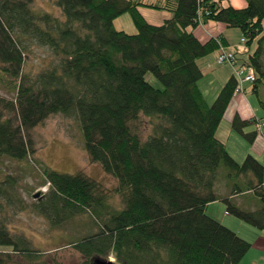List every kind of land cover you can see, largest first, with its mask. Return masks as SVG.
<instances>
[{"label": "trees", "instance_id": "trees-1", "mask_svg": "<svg viewBox=\"0 0 264 264\" xmlns=\"http://www.w3.org/2000/svg\"><path fill=\"white\" fill-rule=\"evenodd\" d=\"M32 1L0 0V73L11 78L14 90L12 99L0 97V156L25 158L34 126L50 114L75 115L88 159L116 179L122 202L102 214L106 197L96 180L44 170L50 191L38 211L52 223L67 212L101 218L98 232L74 244L88 264L109 252L120 264H243L251 243L209 216L206 206L221 201L226 214L264 231V157L248 153L237 162L216 137L237 80L231 74L207 103L197 86V60L216 52V39L223 42H202L192 29L208 22L238 29L248 47L243 65L254 70L257 94L258 84L264 85V0H245L242 8L221 0H49L62 18ZM139 6L171 16L150 24ZM124 13L134 33L114 28ZM32 45L46 47L54 60L28 75L22 70ZM140 115L156 120L145 140L131 126ZM253 122L235 114L230 124L252 142L255 129L243 128ZM219 168L230 182L225 194L216 186ZM238 196L254 205L245 207ZM0 247L30 252L3 224Z\"/></svg>", "mask_w": 264, "mask_h": 264}, {"label": "rangeland", "instance_id": "rangeland-1", "mask_svg": "<svg viewBox=\"0 0 264 264\" xmlns=\"http://www.w3.org/2000/svg\"><path fill=\"white\" fill-rule=\"evenodd\" d=\"M32 6L42 9L58 18H62L58 7L49 0H33ZM126 18L132 24L128 13L119 16ZM133 25V24H132ZM229 41L240 42V31L230 28L227 33ZM255 43L251 46L254 49ZM238 55V63H243V56ZM198 60L199 66L206 59L215 64L212 70L222 72L224 76L233 73L230 66L216 63L214 52ZM23 73L33 75L44 68L54 57L44 46L32 45L25 52ZM262 70L264 71V54L261 56ZM228 66V67H227ZM229 69V70H227ZM256 76V75H255ZM258 76V75H257ZM145 79L155 88H161V84L150 73L145 74ZM220 79V78H219ZM207 77H202L197 81V86L203 94L207 103H211L218 91H210ZM13 81L11 78L0 73V97L12 99L14 97ZM258 93L252 90V83H244V95L246 105L252 107L257 116L264 114V108L259 104L260 98L264 102V85L258 84ZM220 89V87H219ZM218 89V90H219ZM226 112L221 119L216 136L227 141V150L233 155L237 162H241L244 157H240L244 145L234 136L227 137V131L231 128V121L227 119ZM156 123L155 119L140 115L137 121L131 123L139 134L141 140L148 138ZM234 135L237 133L232 132ZM236 133V134H235ZM32 141L30 153L23 159L17 160L7 156H0V224H3L10 235L17 241L19 247H27L30 252L14 251L10 247H0V252L4 258V264H88L84 255L78 251L74 244L82 238L98 232V224L93 213L84 211L80 213H61L58 214L55 222L46 218L38 211L41 204L47 203L50 191L49 183L46 181L44 170H54L60 173L81 172L99 183L102 193L105 195L106 207L101 210L102 214L108 215L122 207L120 196L115 193L117 181L111 175L105 173L99 163L91 162L83 147L82 134L78 119L75 115H64L61 113L50 114L40 124L34 126L30 132ZM238 135V134H237ZM259 137V136H258ZM257 137V138H258ZM246 143L250 144L249 141ZM261 156L259 161L263 160ZM219 177L216 184L218 192L224 194L230 182L225 178V170L219 168ZM40 191L38 197L33 198V194ZM239 201L245 207L248 200L238 196ZM206 213L219 221L221 224L238 232L243 238L253 240V235L248 231L240 229L237 224L253 228L249 224L226 214L225 206L221 201L210 204ZM264 233V231H262ZM252 243V242H251ZM242 258L243 264H264V255L254 243ZM104 260H110L120 264L113 252L107 255L98 256Z\"/></svg>", "mask_w": 264, "mask_h": 264}, {"label": "crops", "instance_id": "crops-1", "mask_svg": "<svg viewBox=\"0 0 264 264\" xmlns=\"http://www.w3.org/2000/svg\"><path fill=\"white\" fill-rule=\"evenodd\" d=\"M141 1L148 3V2H153L155 0H141ZM221 1H222L223 5H225V6L230 5L234 8H242L246 5L245 0H221ZM138 11L140 12V14L143 16V18L148 23L154 24V25L161 24L164 21V19H167L171 16V14L168 11L155 10V9H150V8L143 7V6H139ZM118 18H119V16L113 20V26L115 29L122 30L126 33H134L135 32L134 26L131 23H129V21H127L126 18H122V19L120 18V20ZM263 29H264V20H263ZM188 30L190 31L191 29L188 28ZM229 30H230V28L226 27L225 24H223V23L208 22L205 24H199L198 26L193 28L192 33L194 34V36L198 40H200L202 42L206 41L209 38H219L225 46H227L228 48H234L237 45L236 44L237 42L229 41L228 36H227V33L229 32ZM214 53L216 55V52H214ZM205 58H207V57L204 56L203 59H205ZM198 60H197V64H198ZM214 64H215V61L213 58V62L210 61L209 59H206L202 64L203 65L202 68H201V66H199V64H198V66L202 72V77H207V79H209L208 80V84L210 85L209 90L216 92V91H219L218 90L219 87H221L223 85V83L228 79V77L232 73L231 74L228 73L227 75L224 76L223 75L224 71H222V72L217 71L216 72V71L212 70V67ZM227 70H229V69H227ZM228 110H229V113H228V115L226 114V116H227V119H229V121H231L232 117L235 114H237L241 119H252L254 116L259 118L262 116V115L257 116L255 114L253 108L246 105V99H245L244 93L232 96L230 102L227 105V108L225 109L224 114L226 112H228ZM224 114H223V116H224ZM218 127H219V125H218ZM218 127L216 130V134L218 131ZM253 130H254L253 125H250V126L243 128L244 133L252 132ZM232 132H234V130L232 128H230V130L227 131L228 139L230 136H234V138L236 140H238L241 144H243L245 146L240 157H244L246 154L250 153V154L254 155L259 160L261 156H264V132L262 134H257L252 139V142H250V144L246 143V141H248V140L243 136V134L235 131L238 135L236 133H235L236 135H234ZM218 139L225 144V147L227 150V141L220 139V138H218ZM229 154L233 157V155L231 153H229ZM234 199L238 203H240L239 197H234ZM215 202H217V201H214V202L207 204L206 209L210 204H213ZM240 204L244 205L243 203H240ZM237 225L240 227V229H242L244 231H248L250 233V235L252 233L253 240H251V242L254 243L256 248L260 252H262V254L264 255V233H262V231H255L254 232L253 229H250L248 227H243V225H241L240 223ZM236 233L240 236V234L237 231H236ZM240 237L243 238V236H240ZM244 239L246 240L247 238H244ZM247 241L250 242L249 239ZM252 243H251V246H253ZM251 263L255 264L254 262H251Z\"/></svg>", "mask_w": 264, "mask_h": 264}, {"label": "built area", "instance_id": "built-area-1", "mask_svg": "<svg viewBox=\"0 0 264 264\" xmlns=\"http://www.w3.org/2000/svg\"><path fill=\"white\" fill-rule=\"evenodd\" d=\"M217 49H216V63L225 64L227 63L233 70V75L237 80L236 86L233 90V95L243 94L244 83H252L255 80V73L252 67L246 66L238 63V55L245 54L248 51V47L245 45V40L241 37L240 43L234 48H228L218 39ZM253 127L257 134H262L264 132V118L259 119L254 116Z\"/></svg>", "mask_w": 264, "mask_h": 264}, {"label": "water", "instance_id": "water-1", "mask_svg": "<svg viewBox=\"0 0 264 264\" xmlns=\"http://www.w3.org/2000/svg\"><path fill=\"white\" fill-rule=\"evenodd\" d=\"M40 194V191H37L36 193L33 194V198L38 197ZM91 264H116L110 260H104L99 257H93L91 260Z\"/></svg>", "mask_w": 264, "mask_h": 264}]
</instances>
